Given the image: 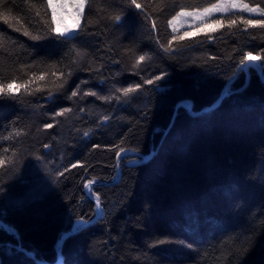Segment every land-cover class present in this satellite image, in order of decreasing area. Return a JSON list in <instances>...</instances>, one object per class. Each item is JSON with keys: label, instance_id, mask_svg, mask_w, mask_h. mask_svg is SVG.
I'll use <instances>...</instances> for the list:
<instances>
[{"label": "trees", "instance_id": "16d2710c", "mask_svg": "<svg viewBox=\"0 0 264 264\" xmlns=\"http://www.w3.org/2000/svg\"><path fill=\"white\" fill-rule=\"evenodd\" d=\"M216 1L138 0L139 11L89 0L70 38L34 41L23 29L47 30L35 16L45 0H6L0 82L31 83L0 98V264H52L59 253L58 264H264V60L238 68L249 51L264 57V28L227 23L264 16L217 15L222 27L208 31L211 20L180 40L193 32L168 24ZM81 218L90 223L58 244Z\"/></svg>", "mask_w": 264, "mask_h": 264}, {"label": "snow or ice", "instance_id": "6c2138e0", "mask_svg": "<svg viewBox=\"0 0 264 264\" xmlns=\"http://www.w3.org/2000/svg\"><path fill=\"white\" fill-rule=\"evenodd\" d=\"M6 0H0V9L3 8ZM89 0H71V7L74 9V11L71 14L72 18V23L67 24L64 23L62 18L58 19V12L57 10H63L69 6V0H45V5H41V7H46V10L44 14L42 15L39 10L35 12V16L40 18V21L43 22L44 26L46 27V31L43 33V35H33L27 28L23 29V35L30 37V39L34 41L38 40H43L47 39L49 37H55L60 40H67L70 38V36L76 32H78L81 28V18L84 16V10L86 8V5L88 4ZM128 6L130 8H135L139 11H144V5H142L138 0H128ZM32 7H35V5H32ZM239 9L241 12H247V13H260L261 16H264V8L260 7L258 4L255 7L249 6L248 3H245L244 0H217L216 3H213L209 5L208 7H205L203 9L196 10L194 9L191 12H187L184 9H181L180 12H178L176 15L177 16H194L197 19H201L203 21L204 18L209 17L212 15V13H234L235 10ZM47 10L51 11V20L49 21L47 18ZM14 18L11 17L9 14L5 13L4 11L0 10V21H3L4 24H7L9 28H13V23L12 20ZM116 21H120L122 19L121 15H116L114 18ZM176 19V17H173L171 20L168 21V24L171 26L173 25V21ZM241 21L246 27L249 25L253 26H259L261 28H264V19H246L243 16H238L236 19L229 20L227 21L228 26L231 28L232 26L237 24V21ZM17 23H20L19 20H17ZM224 21L223 20H214L213 24L209 26L208 31H215L216 28L222 27ZM152 28L153 30L156 29V22L153 20L152 21ZM14 31L20 32L21 28L16 27L14 28ZM197 31H201V29H198ZM173 32H175V28L173 27ZM190 35H195V33H184V36H173L172 40H180L184 39L186 36ZM209 39H212L211 36L208 37ZM4 34L0 32V48L3 47L4 45ZM172 40L168 41L169 46L172 44ZM163 47V45H162ZM264 51V50H262ZM145 60V56H140L137 59V64H139L141 61ZM264 60V57L261 55H253L251 51L247 52L242 59H240L238 68L243 70L244 66L247 63L250 62H257ZM262 69H264V65H262ZM163 75L166 74H161V76L154 77L153 80H146L144 83L147 84H152L155 82V80H160ZM69 76H71V73H69ZM37 80H43L44 75L41 74L38 77H35ZM31 83V81H26L24 84H16L14 81L9 82L7 85L4 83L0 82V98L3 97H12L14 96L21 88H24L25 91H28V85ZM67 83V80H65V84ZM81 83H87L86 81H82ZM58 87L63 88L64 84L58 85ZM140 84H136L134 87L130 86L128 88L120 89L118 91H122L125 95L134 92L136 89L140 88ZM77 90L80 88V85L78 84L76 86ZM42 89L38 85L36 88V91H41ZM73 90L71 93V96L69 99L72 97H75L78 95V91ZM52 93L49 92V96H51ZM85 95H91V96H96L97 94L95 92H86ZM101 100H106L110 99L109 97H98ZM186 109L190 108V105H185L184 106ZM70 111V109H62L60 112L56 113L55 115H63L65 112ZM80 111H84V109H80ZM104 119H107V117H104ZM53 127L52 124H44V128H51ZM88 133H85L87 135ZM16 135H20V132H17ZM11 136H5L2 137L4 140L10 139ZM45 148H48L49 145H44ZM5 152L8 151V149H4ZM125 150L120 149L116 153V156L119 158L121 157V153H123ZM6 160L4 157L0 156V167H4L6 165ZM79 163V162H78ZM77 165H72V167H76ZM67 171V169H65ZM62 175V173H61ZM95 181H88L85 183V188L90 189L92 184ZM0 191H3L2 188H0ZM97 208L100 207L99 204V197H97ZM85 223H90V221H85L83 218H81L79 221H77L76 224L72 226L74 229L77 225H82Z\"/></svg>", "mask_w": 264, "mask_h": 264}, {"label": "rangeland", "instance_id": "374dc122", "mask_svg": "<svg viewBox=\"0 0 264 264\" xmlns=\"http://www.w3.org/2000/svg\"><path fill=\"white\" fill-rule=\"evenodd\" d=\"M216 2H214V3H216ZM244 2L245 3H248L249 6L255 7L254 4H252L250 2V0H244ZM206 7H208V6H206ZM196 10H199V9H196ZM73 11H74V9L71 7V0H69V6L67 8H65L63 10H60V9L57 10V12H58V19H61L62 18V20H63L64 23L71 24L73 22L72 21V18H71V14H72ZM185 11L191 12L193 10H185ZM235 11L241 12L239 9H237ZM241 13H246L248 15L257 14V13H247V12H241ZM222 14H227V13H212L211 16L204 18L203 21L201 19L195 18L194 16H177V15H175L174 17H176V19L173 21V25H171V26L169 25V27H170V30H172V31H173V27H174L175 28V32H180V31H183V30H191L193 33H196V32L199 33V31H197L198 29H201V31H204L205 30V24L204 23H206L208 21H211V20H218L217 15H222ZM82 18H81V23H82ZM250 67L259 68V62L257 61V62L247 63L244 66L243 70H245V72L248 73L247 71L249 70ZM231 81H230V83H231ZM230 83H228L225 86L224 91H223V96L225 94H227V92L229 91V89L231 87L230 86ZM129 154H132V152L129 151V150H125L123 153H121V157L127 156ZM121 157H119V158H121ZM129 161L130 162H134V163L137 162L136 158H130ZM77 221H79V220H76L73 223V225L76 224ZM80 226L81 225H77L74 229L73 228L72 229L73 230H76Z\"/></svg>", "mask_w": 264, "mask_h": 264}, {"label": "bare ground", "instance_id": "6f19581e", "mask_svg": "<svg viewBox=\"0 0 264 264\" xmlns=\"http://www.w3.org/2000/svg\"><path fill=\"white\" fill-rule=\"evenodd\" d=\"M256 68V67H255ZM256 69H259V68H256ZM190 107H191V103H190ZM47 149V148H46ZM154 152H155V150H154ZM147 159H149V156H145L143 159H141L142 161H145V160H147ZM137 162H139L138 160H137ZM137 162H135V163H137ZM127 163H130V164H134V162H130L129 161V159H128V161H127ZM116 178H117V176H116ZM89 189H87V191H88ZM101 214H102V208L101 207H99V208H97V206H96V219L98 218V217H100L101 216ZM77 220H80V219H77ZM76 221V220H75ZM74 221V222H75ZM73 222V223H74ZM83 225H85V224H82L81 226H83ZM80 226V227H81ZM79 227V228H80ZM79 228H77L76 230H73L72 228L70 229V230H72V232H74V231H77ZM69 230V231H70ZM69 231H67V232H63V233H67V235L69 234V233H71V232H69ZM69 232V233H68ZM62 233V234H63ZM67 235H65V236H67ZM64 236V237H65ZM64 237H62L61 236V238L59 239V241H58V244H60L61 243V241H62V239L64 238ZM60 261H61V254L59 253L58 254V257H57V259H56V261L54 262V263H52V264H58V263H60ZM45 264H51V263H45Z\"/></svg>", "mask_w": 264, "mask_h": 264}, {"label": "water", "instance_id": "95a60500", "mask_svg": "<svg viewBox=\"0 0 264 264\" xmlns=\"http://www.w3.org/2000/svg\"><path fill=\"white\" fill-rule=\"evenodd\" d=\"M221 97H223V95H222ZM219 101H220V99H219L216 103H218ZM149 157H150V156H149ZM94 219H96V217H95ZM85 224H86V223H85ZM69 232H72V230H70ZM69 232H68V233H69ZM65 235H67V233H63V234H62V237H64Z\"/></svg>", "mask_w": 264, "mask_h": 264}]
</instances>
